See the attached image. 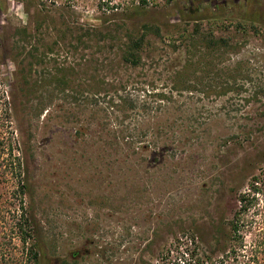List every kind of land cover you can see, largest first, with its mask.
Wrapping results in <instances>:
<instances>
[{"label": "rangeland", "instance_id": "obj_1", "mask_svg": "<svg viewBox=\"0 0 264 264\" xmlns=\"http://www.w3.org/2000/svg\"><path fill=\"white\" fill-rule=\"evenodd\" d=\"M52 1L0 0V264L34 241L51 264H154L179 224L211 242L264 171V0Z\"/></svg>", "mask_w": 264, "mask_h": 264}, {"label": "trees", "instance_id": "obj_2", "mask_svg": "<svg viewBox=\"0 0 264 264\" xmlns=\"http://www.w3.org/2000/svg\"><path fill=\"white\" fill-rule=\"evenodd\" d=\"M33 1L36 7L35 15H40L41 10L50 9L46 6L45 0ZM175 1L162 0L161 4L166 7ZM48 2L50 6L55 5L52 0ZM148 3L152 7L160 4L155 0H137L131 3L118 1L112 5V8L121 9L122 14L124 12L127 14L129 11H140ZM185 14V10L182 9L178 16L180 19L188 17L192 20L202 17L198 9H193L190 16ZM140 28L143 32L139 37L135 38L134 34L127 33L123 44L121 59L131 66L138 64L140 60L138 52L145 33L149 31L147 25H141ZM154 31L157 32V29L155 28ZM20 32L23 33L18 31L19 34ZM211 41L207 45H213ZM261 175V177L252 176L245 189L234 193L228 218L219 217L216 226L211 223V242L202 241L200 231L193 223L187 226L179 224L178 229L171 233L169 244L159 249L154 264H227L228 262L229 264H260V256L264 253V171ZM229 191L236 190L229 189ZM31 245L33 251L30 250L28 264H51V261L44 259V249L40 243L34 241ZM140 264L151 263L141 261Z\"/></svg>", "mask_w": 264, "mask_h": 264}]
</instances>
